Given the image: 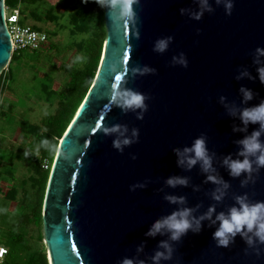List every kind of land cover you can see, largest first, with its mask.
Here are the masks:
<instances>
[{"label":"water","instance_id":"95a60500","mask_svg":"<svg viewBox=\"0 0 264 264\" xmlns=\"http://www.w3.org/2000/svg\"><path fill=\"white\" fill-rule=\"evenodd\" d=\"M5 5L0 0V76L12 59ZM133 11L132 27L125 29L123 24L116 28L109 14L113 10L104 8L100 75L60 141L43 205L49 264H120L125 256L136 264H154L155 252H166L161 241L173 251L171 259L162 258L159 264H264V243L253 237L249 246L238 234L228 248L217 247L212 239L216 225L209 226L207 219L199 234L189 232L179 242L166 229L155 237L144 235L154 220L177 209H191L199 217L215 206L214 218L239 207L237 196L246 194L249 204L264 201V166H257L254 155L247 156L251 172L238 177L229 175L224 163L228 156L245 158L239 141L254 131H261L258 139L264 143L260 124L245 125L240 118L243 109L264 102V84L256 78L254 63L264 66V56L255 51L264 48V0H207L206 5L203 0H136ZM161 39L167 40L166 50L154 51ZM126 51L129 72L119 90L144 93L146 111L105 107L114 76L104 80V68L111 57H123ZM242 86L252 90L251 100H244ZM141 113L143 119H138ZM101 116L102 126L118 124L127 130L76 136L81 123L94 127ZM134 129H139L138 142L123 146L122 152L113 147V140L133 138ZM200 136L211 156L207 172L200 161L189 168L187 159L194 153L184 151ZM174 149L185 161L179 167ZM65 150L74 152L71 161L63 159ZM208 176L222 182L213 183ZM168 177L186 178L187 184L169 186ZM132 185L142 186L129 191ZM218 189L224 193L219 201L213 199ZM168 196L185 199L170 202ZM141 242L143 250L137 251Z\"/></svg>","mask_w":264,"mask_h":264},{"label":"clouds","instance_id":"9594fccd","mask_svg":"<svg viewBox=\"0 0 264 264\" xmlns=\"http://www.w3.org/2000/svg\"><path fill=\"white\" fill-rule=\"evenodd\" d=\"M83 2L88 3V0H83ZM94 2L101 9L107 6L110 7L113 12H116L115 17L113 16V12H109L112 23L116 28H119L121 24H123L125 29H128L129 26L132 27L131 21L134 15L133 4L136 2V0H94ZM203 2L205 5L207 4V0H203ZM226 7L230 10L232 7L231 3L227 4ZM180 12L183 14V9H181ZM195 18L199 19L200 14H197ZM168 39L172 38L169 37ZM166 48L167 40L161 39L155 44L154 51L163 52L166 50ZM255 51L259 56H264V48L257 47ZM85 60L86 57H76V61L78 62H83ZM128 60L129 54L126 51L123 57H111L110 61L104 68V80H107V77L114 76V83L110 85L111 95L108 97L109 103L105 105V107L108 108L109 106L115 104L116 106L124 109L136 107L142 108L146 111L147 105L144 104V100L146 98L144 93L135 92L128 89H125L123 92L119 90L123 77H125L129 72V67L127 66ZM179 63H181L184 67H187V60L181 59ZM254 63H257L256 78L261 84H264V66H261L257 61H254ZM144 71L155 73L157 70L155 68H145ZM98 75L100 74L98 73ZM242 75H248V73H243ZM95 83L96 82L93 81V84ZM240 91L243 93L245 101L251 100L253 98L251 89H247L242 86ZM81 108H84V105H81ZM137 118L143 119V113H141ZM240 118L245 125L248 123H259L261 129H264V102L253 107L243 109L240 113ZM103 119L104 117L101 116L100 120L96 121L94 127H92V125L89 126L87 123H81L75 132L76 136H83L89 133V131L91 133H95L97 131L100 132L102 129L104 133H108L110 131L115 132L121 127H124L125 131L127 130L126 126H121L118 124L113 125L111 129L105 127L104 125L102 126L101 121ZM69 127H71V125H69ZM139 134V129H134V139L125 137L122 140H113V147L122 152L123 146H128L139 141ZM65 135H67V133H65ZM260 135L261 131L257 130L254 131L252 135L239 141V143L242 145L240 155L244 156V159H232L230 156L225 157L224 163L229 170V175L238 177L242 173L251 172L252 161L247 158L249 154L255 156V163L257 166H264V143L258 139ZM38 147H42L50 153L54 152L57 155L61 154L59 146L47 138L42 139ZM174 151L177 153V166L179 167L183 165L185 161L180 159V152L178 149H174ZM184 151H191L194 153L192 157L187 159V166L189 168L195 165L197 161H200L205 172L212 169L211 156L209 155V150L206 147V141L203 136L197 137L194 143L191 145V148H185ZM28 154V151H26L25 156ZM73 155L74 152L65 150L63 153V159H68L71 161ZM132 159L135 160L136 156L133 155ZM207 179L213 183L222 182V178L218 179L216 176H208ZM166 182L169 186L174 187L177 184L186 185L187 179L181 177H168ZM138 186L142 185H132L129 187V191H134V189ZM224 187H228L226 182H224ZM217 191L219 192V195L214 193L213 199L219 201L223 197L224 193L219 189ZM166 199H168L170 202H176L177 200L183 202L185 198L168 196ZM246 200V194L243 196H237L236 202L239 207L233 206L227 213L220 212L216 214L214 218L213 213L215 212V206H210L208 212L199 217L192 216L191 209H177L176 211H173L162 218L154 220L144 235L155 237L157 234L161 233L162 229H166L170 233V238L173 241L179 242L182 241V239L189 232L193 234H199L205 228L203 221L207 219L210 221L209 226L216 225L215 230L212 232V239L215 241L217 247L228 248L230 244L235 243V238L238 234L249 246L253 245L254 243L253 237L260 243H264V201H257L254 204H249L246 202ZM249 233H251V235H249ZM159 246L166 249V252L157 250L152 257L154 264H159V261L162 258L165 260L171 259L172 256L173 249L167 244V242L161 241ZM143 247L144 242H141V244L137 246L136 250L142 251ZM120 264H136V262L132 257L125 256L121 259ZM139 264H144V261L140 260Z\"/></svg>","mask_w":264,"mask_h":264},{"label":"trees","instance_id":"16d2710c","mask_svg":"<svg viewBox=\"0 0 264 264\" xmlns=\"http://www.w3.org/2000/svg\"><path fill=\"white\" fill-rule=\"evenodd\" d=\"M58 1L63 5L61 12H56L57 8L53 5L47 7V0H21L22 23L29 24L28 21L31 20V26L34 29L45 30L50 36L58 35L60 30H67L72 36H82L79 41L74 43L73 48L77 49L79 56L86 57V60L79 62L78 66L72 64L65 66V70L63 68L67 77L65 81L67 89L59 97L57 108L53 114L47 115L38 124L27 121H22L19 124L18 130L25 134L30 150L31 147L37 148L41 160L35 159L36 154L31 152L27 155L31 159L28 169L34 175L30 176L29 180L36 200L31 206L30 202L24 204V212L17 223L19 227L17 225V230L8 233L5 245L9 253L4 264H49L44 244L42 212L52 166L45 169L43 162L47 160L49 164L53 165L56 153H50L38 145L44 138L60 145L61 139L96 79L106 41L104 8L101 9L94 0H88V3H84L83 0ZM5 3L7 6H14L17 4V0H5ZM49 24L54 28L48 31L45 27ZM52 47H55V44H51L49 48ZM34 52L36 51L31 52L29 56H33ZM24 56L23 51L14 53L9 66ZM29 56L26 55V57ZM2 78H4L3 74L0 78V86ZM50 93L56 94L53 91ZM4 101L0 107V117H4L8 122L14 111V106L9 104L7 107ZM24 198L23 203H27L25 201H28L29 197L25 196ZM31 226L35 227L36 234L29 230ZM19 228L24 231L19 232Z\"/></svg>","mask_w":264,"mask_h":264},{"label":"rangeland","instance_id":"374dc122","mask_svg":"<svg viewBox=\"0 0 264 264\" xmlns=\"http://www.w3.org/2000/svg\"><path fill=\"white\" fill-rule=\"evenodd\" d=\"M47 4V7H56V12L63 10V5L58 0H47ZM28 23L31 25L32 21L29 20ZM45 28L49 31L54 26L49 24ZM81 38L82 36L70 35L67 30H60L56 36L49 35V41L34 52L33 56H29L31 52L23 51L25 56L7 67L3 73L6 77L4 103L7 107L13 104L14 111L8 122L4 117H0V246H6L8 233L17 230V223L24 212V204L30 202L31 206L36 200L29 180V177L34 175L28 169L31 159L25 156V152L36 154L35 159L41 160V156L37 148L31 147L30 150L25 134L18 130L19 124L22 121L38 124L47 115L55 112L59 97L67 89L64 67L79 65L76 57L80 54L73 47ZM51 44H55V47L49 48ZM51 91L56 94H49ZM53 165L47 160L43 162L45 169L51 166L53 169ZM25 196L29 197V200L25 201L27 203H23ZM21 230L24 231L19 228V232ZM29 230L36 234L34 226Z\"/></svg>","mask_w":264,"mask_h":264},{"label":"built area","instance_id":"2783aa9c","mask_svg":"<svg viewBox=\"0 0 264 264\" xmlns=\"http://www.w3.org/2000/svg\"><path fill=\"white\" fill-rule=\"evenodd\" d=\"M5 20L11 35L12 56L14 53H20L26 50L29 52L38 51L42 48L43 45H45L49 41V35L47 31L45 30L39 31L34 29L29 24L22 23L21 0H17V4L14 6L5 5ZM5 84H6V79L4 75V78H2V82L0 86V107L4 101L3 97L5 95L4 94ZM47 168L48 167H46V169ZM8 253H9L8 248L4 245H1L0 264H4Z\"/></svg>","mask_w":264,"mask_h":264}]
</instances>
